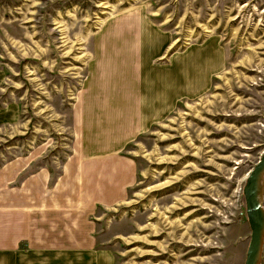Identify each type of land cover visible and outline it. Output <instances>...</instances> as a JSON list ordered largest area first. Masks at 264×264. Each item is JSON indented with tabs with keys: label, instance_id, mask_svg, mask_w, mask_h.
Returning <instances> with one entry per match:
<instances>
[{
	"label": "rangeland",
	"instance_id": "obj_1",
	"mask_svg": "<svg viewBox=\"0 0 264 264\" xmlns=\"http://www.w3.org/2000/svg\"><path fill=\"white\" fill-rule=\"evenodd\" d=\"M133 7L170 30L171 53L210 38L225 64L130 143L136 181L96 208L94 244L38 264H244L243 186L264 149V0H0V169L44 154L26 171L58 172L91 34Z\"/></svg>",
	"mask_w": 264,
	"mask_h": 264
},
{
	"label": "crops",
	"instance_id": "obj_2",
	"mask_svg": "<svg viewBox=\"0 0 264 264\" xmlns=\"http://www.w3.org/2000/svg\"><path fill=\"white\" fill-rule=\"evenodd\" d=\"M170 45V30L141 8L93 30L72 106L73 138L58 172L47 164L26 171L44 154L0 169V264H31L32 256L38 264L45 253L70 255L94 244L96 208L123 202L136 181L130 143L180 99L208 90L225 64L210 38L172 53Z\"/></svg>",
	"mask_w": 264,
	"mask_h": 264
},
{
	"label": "water",
	"instance_id": "obj_3",
	"mask_svg": "<svg viewBox=\"0 0 264 264\" xmlns=\"http://www.w3.org/2000/svg\"><path fill=\"white\" fill-rule=\"evenodd\" d=\"M243 194L251 230L244 264H260L264 245V149L246 177Z\"/></svg>",
	"mask_w": 264,
	"mask_h": 264
}]
</instances>
